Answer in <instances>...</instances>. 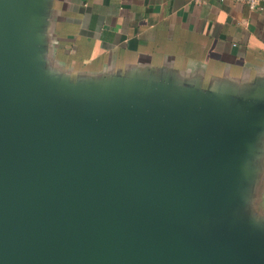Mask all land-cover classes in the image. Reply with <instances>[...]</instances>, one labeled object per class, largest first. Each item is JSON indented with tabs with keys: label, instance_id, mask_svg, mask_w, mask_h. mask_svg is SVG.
<instances>
[{
	"label": "water",
	"instance_id": "1",
	"mask_svg": "<svg viewBox=\"0 0 264 264\" xmlns=\"http://www.w3.org/2000/svg\"><path fill=\"white\" fill-rule=\"evenodd\" d=\"M54 0H0V264H264V77L73 76Z\"/></svg>",
	"mask_w": 264,
	"mask_h": 264
},
{
	"label": "crops",
	"instance_id": "2",
	"mask_svg": "<svg viewBox=\"0 0 264 264\" xmlns=\"http://www.w3.org/2000/svg\"><path fill=\"white\" fill-rule=\"evenodd\" d=\"M54 0L53 60L73 76L171 66L186 76L264 77V0ZM264 204V188H263Z\"/></svg>",
	"mask_w": 264,
	"mask_h": 264
},
{
	"label": "built area",
	"instance_id": "3",
	"mask_svg": "<svg viewBox=\"0 0 264 264\" xmlns=\"http://www.w3.org/2000/svg\"><path fill=\"white\" fill-rule=\"evenodd\" d=\"M247 4L251 9L261 8L259 0H236Z\"/></svg>",
	"mask_w": 264,
	"mask_h": 264
}]
</instances>
